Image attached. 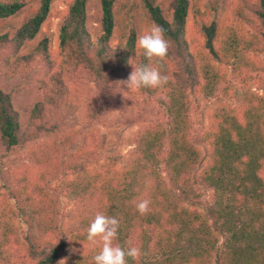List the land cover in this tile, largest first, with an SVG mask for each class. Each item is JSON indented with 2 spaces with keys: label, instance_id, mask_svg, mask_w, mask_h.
<instances>
[{
  "label": "trees",
  "instance_id": "trees-1",
  "mask_svg": "<svg viewBox=\"0 0 264 264\" xmlns=\"http://www.w3.org/2000/svg\"><path fill=\"white\" fill-rule=\"evenodd\" d=\"M88 1L68 0L58 59L48 38L31 43L53 0H0V76L38 71L26 126L12 94L0 88V152L27 149L28 160L11 171L13 187L0 191V264H92L100 242L87 241L85 229L97 212L120 221L115 243L141 249L128 264H264V64L256 66L263 92L255 93L246 81L254 63L243 56L264 50V0H250L252 12L234 18L228 48L215 46L222 29L212 1L201 11L197 0H100L96 42L85 27ZM188 17L191 42L185 38ZM153 22L170 41L167 56L152 61L168 82L126 88L118 82L132 66L149 63L136 40ZM222 65L240 78L233 95ZM74 77L98 89L86 99L84 130L75 131V119L62 111L75 113L78 99L68 87ZM199 93L235 100L234 108L212 115L202 134L193 102ZM122 107L141 124L132 137L135 150L121 163L114 158L102 165L96 126ZM201 145L209 148L205 163ZM202 190L210 198L199 211ZM62 199L70 206L65 215ZM143 199L150 205L141 215L135 206ZM63 220L73 239L60 233ZM76 242L80 247L72 249Z\"/></svg>",
  "mask_w": 264,
  "mask_h": 264
},
{
  "label": "rangeland",
  "instance_id": "rangeland-1",
  "mask_svg": "<svg viewBox=\"0 0 264 264\" xmlns=\"http://www.w3.org/2000/svg\"><path fill=\"white\" fill-rule=\"evenodd\" d=\"M120 3L125 0H117ZM206 1L213 2L216 5L217 11L215 13L214 19L220 25L222 33L219 36L218 43H215L217 47L228 48L229 45L232 47V38L227 37L228 30L235 26L234 18L239 13L244 11L252 12L254 6L250 0H197L195 3L199 4L201 11L206 10L205 3ZM69 7L68 0H53L50 8L49 16L46 22L41 27L39 33L31 42L35 44L43 38L49 39L50 51L59 59V48H58V27L61 24V17L64 12ZM101 17L102 10L100 5V0H89L86 5V21L85 27L87 28L90 40L96 42L97 38L101 34ZM194 22L191 17H188L186 26H185V38L187 41L191 42L192 39V26ZM230 31V30H229ZM128 32V31H127ZM127 32L125 34H127ZM253 31L247 33L248 38L251 37ZM124 44L125 40H121ZM119 40L116 37H113L110 41L111 45H115ZM193 43V42H192ZM244 58L249 59L254 65L251 66L252 73L250 77L247 78V83L252 87V91L255 93H262V89L256 87V66L261 67L264 64V50L259 51L256 55L255 51L250 55H243ZM219 67V66H218ZM219 68H223L226 71L227 79H232V85L230 86V94H234V91L239 87H242L239 82V76L232 75V68L229 65H222ZM38 71L31 70L26 74L18 75L11 79H4L0 76V88L6 92L12 94V101L14 103V108L18 111L20 120L23 126H26L29 122L31 108L36 103L37 98L35 93L32 91L31 85L33 83V76L36 75ZM69 90L76 95L77 101L73 102L72 105L75 108V113L70 114L68 109L62 108V111L65 113L66 118L75 119V130H84V125L82 124L83 111L90 105L88 102L91 98L94 99L95 93L97 90L95 88L96 84L90 79L85 77H74L68 81ZM194 106L196 108L195 112V121H196V130L199 134H202L210 123L212 115L216 112L223 110H228L234 108L235 100L232 96H223L219 95L218 98L215 96H206L205 94H196L193 96ZM84 103L86 104L84 106ZM89 107V106H88ZM91 107V106H90ZM131 110L128 107H122L115 110H112L109 116L102 120L100 124L96 126L98 135L102 141V146L99 152L100 163L103 165L106 162L111 163V160L116 158L119 163H121L126 157L133 154L135 146L132 143V137L134 132L140 127L139 122H133L130 120ZM47 138H43L41 141H45ZM75 149L73 148L72 151ZM203 163L207 161L209 155V148L207 145H201ZM27 149H20L10 152L6 156H2L0 152V191L4 190V186H7L8 189H11L12 186V175L11 171L19 166L21 163H27V157H25ZM201 170V167L197 172ZM201 189V188H200ZM203 191V190H202ZM201 205L197 207L199 211H204L205 206L209 204L210 193L202 192ZM63 213L65 215L67 209L70 208L67 205L65 199L61 200ZM66 219V218H65ZM60 233L63 237L72 238L70 236L65 220L60 225ZM80 247L79 243H75L72 246V249H78Z\"/></svg>",
  "mask_w": 264,
  "mask_h": 264
},
{
  "label": "clouds",
  "instance_id": "clouds-1",
  "mask_svg": "<svg viewBox=\"0 0 264 264\" xmlns=\"http://www.w3.org/2000/svg\"><path fill=\"white\" fill-rule=\"evenodd\" d=\"M136 45L143 51L144 57L149 61L146 64L132 66L128 78L118 82L126 88H158L163 87L168 82V76L162 75L160 68L153 66L152 61L162 60L168 54L170 41L166 38L165 29L153 22L150 28L139 35ZM150 201L140 200L136 204V210L144 215L149 211ZM120 221L115 216H110L102 212H97L85 229L87 241L95 244L99 238V251L93 256L92 264H128V259L136 261L142 255L138 247H128L125 249L119 243H115L118 237ZM58 264H65L61 259Z\"/></svg>",
  "mask_w": 264,
  "mask_h": 264
}]
</instances>
